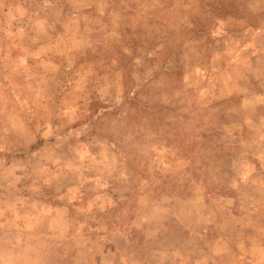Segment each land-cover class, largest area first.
<instances>
[{"label":"rangeland","instance_id":"1","mask_svg":"<svg viewBox=\"0 0 264 264\" xmlns=\"http://www.w3.org/2000/svg\"><path fill=\"white\" fill-rule=\"evenodd\" d=\"M0 264H264V0H0Z\"/></svg>","mask_w":264,"mask_h":264}]
</instances>
